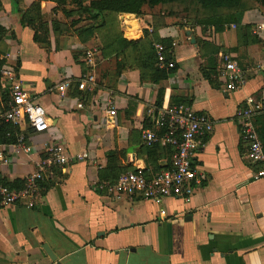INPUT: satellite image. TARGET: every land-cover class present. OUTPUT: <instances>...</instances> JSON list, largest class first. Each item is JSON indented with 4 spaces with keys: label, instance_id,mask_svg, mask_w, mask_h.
I'll return each mask as SVG.
<instances>
[{
    "label": "crops",
    "instance_id": "1",
    "mask_svg": "<svg viewBox=\"0 0 264 264\" xmlns=\"http://www.w3.org/2000/svg\"><path fill=\"white\" fill-rule=\"evenodd\" d=\"M37 1L0 0V52L53 128L36 133L22 122L26 143L35 149L27 153L14 143L0 148L8 160L4 181L22 187L55 140L71 154L88 151L91 157L55 166L33 208L23 200L0 210V264H264V180L254 178L257 165L247 155L237 117L248 102L264 100L259 0H245L242 21L218 31L201 24L207 12L189 1L110 14L113 21L100 25L42 0L39 19L30 25L25 14ZM41 24L48 28L46 42L35 40L36 33L43 37ZM146 31L173 40L177 69L165 80L155 82L148 72L143 78L135 52L125 57L128 62L118 56V38L146 43ZM95 48L96 89L83 91L78 83L87 52ZM222 54L246 72V83L236 90H228L219 75ZM119 61L127 63L120 71ZM214 66L216 86L203 74ZM0 85L2 104L9 97L2 76ZM177 104L208 115L215 126L200 139L195 166L204 179L194 194L147 200L98 189L117 173L108 167L111 151L117 168L165 169L172 156L168 145L151 150L142 131L150 125L151 106Z\"/></svg>",
    "mask_w": 264,
    "mask_h": 264
},
{
    "label": "built area",
    "instance_id": "2",
    "mask_svg": "<svg viewBox=\"0 0 264 264\" xmlns=\"http://www.w3.org/2000/svg\"><path fill=\"white\" fill-rule=\"evenodd\" d=\"M258 29H264V22L258 24ZM1 41V40H0ZM157 54V64L160 68L172 69L176 63L168 60L165 46L162 43L154 45ZM97 49L87 52V70L80 77L78 88L83 91L96 89V63L94 56ZM0 60L5 56L0 52ZM219 75L225 78L226 88L236 90L247 81L246 72L240 68L226 54H222L219 65ZM1 76L4 79V88H8V99L0 104V122L11 123L20 129L25 122L34 132H49L53 128L46 109L32 97L24 83L18 78L13 66L4 63L1 68ZM69 85L66 83V86ZM65 84L59 89L63 90ZM111 114L116 115V107L110 101ZM82 106V104H81ZM264 113V100L250 101L248 105L237 112L243 141L248 146V157L257 165L254 173L256 180H264V145L256 125V117ZM149 127L142 131L143 143L153 146L164 143L173 147L170 166L159 172L152 168L138 167L133 171L122 174L118 181L99 182L96 187L106 190L117 198L123 196H138L147 200H159L172 196L184 198L194 194L204 179L195 166V157L200 149V139L214 130L213 120L206 114L195 111L186 104L151 106L147 111ZM22 132V130L20 129ZM9 135V134H8ZM23 148L27 153L34 151L33 145L26 143V137L18 134V140L13 144ZM5 144H0V148ZM47 157L43 159L38 169L28 175L22 187H11L5 184L2 166L5 160L0 151V210L13 204L27 200V206L33 208L38 196L41 184L48 178L50 171L55 166H65L73 160H84L91 157V153L85 151L81 154H71L61 140H55L47 144Z\"/></svg>",
    "mask_w": 264,
    "mask_h": 264
},
{
    "label": "trees",
    "instance_id": "3",
    "mask_svg": "<svg viewBox=\"0 0 264 264\" xmlns=\"http://www.w3.org/2000/svg\"><path fill=\"white\" fill-rule=\"evenodd\" d=\"M39 0L34 2L33 5L28 9L25 14V21L28 24L34 25L39 19V13L41 10V4ZM57 4L56 9H62L65 14L71 15V11L68 10H76L78 14L86 15L88 20L94 21L95 24L106 25L108 22H112L113 19L110 18V14L115 13H133V14H141L144 6L148 5L153 8L158 5H165L171 3H184L189 1L191 4H196L199 6V10H203L207 12V16L200 20L201 24L213 25L216 30H220L227 24L231 23H240L242 21L244 10L246 9L247 3L245 0H51ZM259 3L264 6V0H259ZM68 6H72L73 8H68ZM197 8V7H196ZM198 10V9H197ZM95 26V25H94ZM43 31V37L38 33L35 35V40L46 42L48 40V28L47 25L41 24L40 27ZM47 35V36H46ZM145 37L147 39L146 43L140 40H127L124 37L118 38V45L120 47L121 52L118 56H122L123 60L125 57L133 56L131 52H135L134 60L137 63V66L143 69V78L146 72L149 73L151 80L158 82L161 80H165L168 78L169 74L174 73L177 69V64L172 69L160 68L157 64V54L156 49L154 47L155 43H162L165 46L166 55L168 60H173L172 56V44L173 40L169 38H161L156 33L150 34L148 31L145 32ZM1 38V31H0ZM130 51L129 55L127 51ZM128 62V58H125ZM5 60H0V79H1V68ZM85 63V62H84ZM123 66H127V63L124 61L118 62L119 71ZM133 65H131L132 67ZM87 70V67L84 64V71ZM216 66L214 68H204L203 74L204 76L211 82L213 86H216L215 76H217ZM1 86V85H0ZM6 91L4 90V95H6ZM89 95V94H87ZM85 94V96H87ZM8 99V97H7ZM160 104V102H158ZM256 124L258 128V132L260 134L261 140L264 145V113L256 117ZM22 133L20 129L11 124L1 121L0 122V144L5 143H16L18 140V134ZM9 134V135H8ZM160 144H155L150 146L151 150L159 147ZM169 150H171V154H173L174 149L172 146L168 145ZM109 168L114 169L116 167L117 173H115L113 178H106L101 180L102 182H111L115 183L118 178L130 171L128 168L119 167L114 164L116 155L115 152H109ZM172 157V156H171ZM170 163L165 167L168 168ZM158 169L162 168V166H157ZM155 170V169H154ZM161 171V169L159 170ZM155 170V172H159ZM112 173V172H111ZM46 182V181H45ZM45 182L42 184L45 185ZM5 184L11 187H20L21 182L17 181L15 183H7Z\"/></svg>",
    "mask_w": 264,
    "mask_h": 264
},
{
    "label": "water",
    "instance_id": "4",
    "mask_svg": "<svg viewBox=\"0 0 264 264\" xmlns=\"http://www.w3.org/2000/svg\"><path fill=\"white\" fill-rule=\"evenodd\" d=\"M46 249H47V247H46ZM48 251H49V249H47ZM49 253L51 254V252L49 251ZM52 255V254H51Z\"/></svg>",
    "mask_w": 264,
    "mask_h": 264
}]
</instances>
